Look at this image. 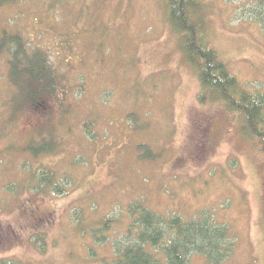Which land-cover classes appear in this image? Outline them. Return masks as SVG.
<instances>
[{
    "label": "rangeland",
    "instance_id": "rangeland-1",
    "mask_svg": "<svg viewBox=\"0 0 264 264\" xmlns=\"http://www.w3.org/2000/svg\"><path fill=\"white\" fill-rule=\"evenodd\" d=\"M262 1L203 0L201 15L220 58L264 96V32L253 19L254 11L264 12ZM166 2L13 0L0 6V31L20 32L46 46L55 62L66 61L72 109L45 123L58 134V148L33 157L24 149L41 128L39 118L12 116L0 103V264H105L125 242L127 207L138 199L186 219L208 210L235 241L223 264H264V144L243 133L239 115L201 86ZM7 72L0 55V101L14 96ZM94 122L92 140L83 129ZM140 144L156 158L140 159ZM39 167L65 176L63 183L70 178L72 186L63 195L30 190L29 171ZM116 218L119 223L110 221ZM106 222V231L95 229Z\"/></svg>",
    "mask_w": 264,
    "mask_h": 264
},
{
    "label": "trees",
    "instance_id": "trees-1",
    "mask_svg": "<svg viewBox=\"0 0 264 264\" xmlns=\"http://www.w3.org/2000/svg\"><path fill=\"white\" fill-rule=\"evenodd\" d=\"M11 1L0 0V6ZM260 3L264 5V1ZM203 5V0H167L168 21L179 35L180 50L186 62L195 69L201 86L209 91L212 100L222 102L229 111L238 114L243 133L264 144V96L242 84L211 46L201 15ZM254 13L256 18L253 19L264 32V12L260 10ZM62 40L60 38L55 43L56 48L62 46ZM44 47L26 39L20 32L0 31V55L6 57L9 91L14 92L13 98L0 103L10 109L12 116L22 112L39 118L41 128L35 131L37 134H33L24 149L33 157L51 154L58 148V134L45 128V123L52 122L55 114L64 118L72 111L66 102L68 78L62 73L66 61L58 57L59 62H55L54 56ZM199 98L201 101L206 99L204 94ZM94 126L95 122L87 123L83 129V134H88L92 140L98 136L93 130ZM138 149L140 159L156 158L148 146L140 144ZM27 168L25 164L23 169ZM29 174L32 181L27 183L33 191L63 195L73 184L70 178L68 183H63L65 176L59 177L48 167H39L29 171ZM7 190L13 192L14 188L10 185ZM126 218V231L121 233L125 242L117 245L114 257L105 264H194V257L203 258L205 264H223L234 251L235 241L229 227L219 224L215 215L208 210L186 219L179 214L157 213L138 199L128 205ZM35 220L37 223L42 221ZM118 220L110 221L119 223ZM109 226V222H106L95 229L104 232ZM7 264L22 263L14 260Z\"/></svg>",
    "mask_w": 264,
    "mask_h": 264
}]
</instances>
